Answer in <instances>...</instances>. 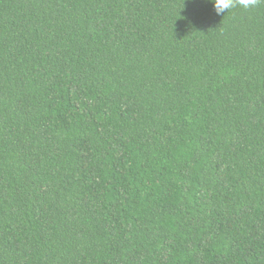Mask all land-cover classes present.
Here are the masks:
<instances>
[{"label":"trees","instance_id":"1","mask_svg":"<svg viewBox=\"0 0 264 264\" xmlns=\"http://www.w3.org/2000/svg\"><path fill=\"white\" fill-rule=\"evenodd\" d=\"M0 264H264V3L0 0Z\"/></svg>","mask_w":264,"mask_h":264},{"label":"clouds","instance_id":"2","mask_svg":"<svg viewBox=\"0 0 264 264\" xmlns=\"http://www.w3.org/2000/svg\"><path fill=\"white\" fill-rule=\"evenodd\" d=\"M208 2L213 4L217 15H224L230 9L237 6V4L247 10L257 7L260 3H264V0H208Z\"/></svg>","mask_w":264,"mask_h":264}]
</instances>
